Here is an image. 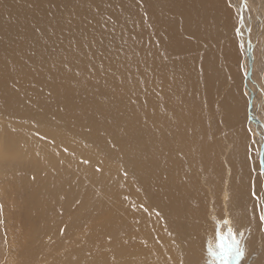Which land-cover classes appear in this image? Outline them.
I'll list each match as a JSON object with an SVG mask.
<instances>
[{"label":"rangeland","instance_id":"obj_1","mask_svg":"<svg viewBox=\"0 0 264 264\" xmlns=\"http://www.w3.org/2000/svg\"><path fill=\"white\" fill-rule=\"evenodd\" d=\"M239 4H242V0H0V101L3 102V97L7 96L6 100L20 102L18 110L10 116L0 108V121L18 120L47 126L57 125L58 119L52 116L31 114L33 112L27 111L38 108V103H35L37 91L51 90L53 96L60 100L64 98L60 96L67 88L70 100L65 104L72 106L76 116L83 118L96 114L97 108L102 113L98 116L105 120L102 124L98 118L92 122L95 132H103L101 142H110L113 139L117 144L123 142L128 145L131 139L146 137L145 134L151 130L153 140L150 154L176 161L180 166L175 167L179 184L183 183L182 187L185 184L189 186V193L185 197V192L180 190L173 195L166 193V199L161 191L153 197L154 207L157 209L163 206L162 203H188L181 207L183 210L189 209L188 227L180 226V230L183 238L189 242L184 246L182 238V244L177 241L173 246L176 254L181 253L178 255L182 264H264V222L261 221L264 216V176L259 165L264 138L262 131L261 134L258 133L259 126L248 115L249 97L244 93L248 61L242 44L244 40L238 34L239 31L242 33V24L239 22L241 11L236 8L240 7ZM244 6L250 23V44L254 43V65L250 81V91H255L252 108L254 115L260 117L264 125V0H244ZM260 7L263 10L260 18L263 26L257 30L260 15L256 10L259 11ZM200 17L217 19L214 22L215 28H212L211 22L209 31L204 32L198 39V31L209 26V23L202 24L204 22ZM139 31L142 32L141 35ZM208 36L215 42L210 43L209 49L211 53L214 52L213 64L215 63L214 67L218 70L220 85L216 86L213 101L209 105L213 109V121H210L211 118L206 119L205 130L201 132L195 112L201 100L197 103L195 99L189 101L191 98H188L200 92L199 84L195 86L193 81L190 88L180 89L187 96L184 103H162L161 107H157L159 103L153 100L157 91L151 90L150 76L153 81L159 70L166 68L170 70V76L163 82L175 83L176 80H181L184 71L179 68V55L176 54L181 51L182 54L186 53L184 50L187 47L190 49V46L196 51H202L205 48L204 37ZM135 42L137 44L133 45ZM227 49L230 57L225 56ZM195 55L205 57L200 52ZM205 55L208 57L209 53ZM54 64H59L56 66L63 67L65 72L52 68ZM213 64L207 63V67ZM38 74L44 75V79L34 77ZM62 75L64 76L60 79ZM81 76L88 77V83H79L77 86L75 84L70 89L67 87L71 81ZM229 95L233 97L231 104ZM139 103L141 104L138 108ZM42 105L53 108L56 103L45 99ZM189 109H192L191 112H188ZM230 111L238 126L236 133L229 130L226 123L225 115ZM113 112L118 113L121 118L126 117L124 124L118 127L120 131L109 135L111 126L107 115ZM192 125H195V130ZM190 142L206 143L205 153L191 146ZM146 154L137 156L136 159L141 160ZM110 156L115 157L114 154ZM240 158L247 159L248 174L242 169ZM130 166L133 168V164ZM2 179L0 264L51 263L56 254L54 246L39 255L37 260L23 263V259L27 257L20 254L21 250L15 241L19 234L18 229H22L24 217L29 212L28 203H21L19 197L13 198L19 191V176L17 180L14 179L15 185L9 184V179L5 177ZM137 181L140 184L139 189L144 190L148 198L154 195L156 186L154 187L152 180L148 183L140 179ZM87 186L91 194L98 193L93 184L87 183ZM177 192H180L179 195ZM21 196L25 200L29 192L24 190L20 193ZM180 199L184 202L179 201ZM248 206L246 209L249 212L245 209ZM192 212H197V215ZM9 214L11 216L8 217ZM11 217L21 222L10 221ZM176 219L181 218L176 216ZM225 219L229 220L228 225L224 224ZM178 222L176 223L179 225ZM88 225L86 223L82 227L81 236L87 234ZM200 227L204 228V232ZM228 227L235 231L243 255L229 256L225 260L219 255L217 245L221 243L220 236L226 238L225 243L232 242V237L227 232ZM209 241L212 248L216 246L211 250L214 255L211 263L207 259L209 252L205 255ZM11 244L18 249L10 246ZM166 263L168 264V260ZM170 264H174V260Z\"/></svg>","mask_w":264,"mask_h":264},{"label":"bare ground","instance_id":"obj_2","mask_svg":"<svg viewBox=\"0 0 264 264\" xmlns=\"http://www.w3.org/2000/svg\"><path fill=\"white\" fill-rule=\"evenodd\" d=\"M242 2V4H239L240 7H236L237 11H241L240 14L242 15L240 23L242 24V33L239 31L238 34L240 38L244 40L242 44L244 50H246V41L250 39V23L246 15L247 12H245L247 10L244 6V0H242ZM256 11L260 15L258 17L259 20H257V30H259V28L263 26V23L260 21L263 10H261L260 7L259 11ZM216 19V17H211L209 20L200 17V20L204 22L202 24L209 23V26H205L201 31H198V39L204 32L209 31L211 22L213 26L215 25L214 22ZM213 26L212 28H215V26ZM139 33L140 35L142 34L141 31H139ZM247 33L249 36L248 39L246 37ZM204 43L205 48L202 49V51H196L190 46V49L187 47V49L184 50L186 53L183 52L182 54L181 51L180 54H176L179 55L177 58L179 68L184 71V76L181 80L178 79L175 83L163 82L164 79L166 80V78L170 76V70L166 68H161L158 74L153 77V81L152 76H150L151 90L153 89V92L157 91L153 99L159 103L157 107H161L162 103L167 105L173 103L180 105L184 103L187 96L185 92L180 89L190 88L193 81H195V86L199 84L200 92L188 96V98H191L189 101L195 99L197 103L201 100V103H199L195 111L198 127L201 132L205 130L204 122L206 119L211 118L210 121H213V109L210 108L209 105L213 101L214 91L220 82L218 70L214 67L215 63L213 64L214 52L212 51L211 53L209 49L210 43L215 44V42L208 36L204 37ZM136 44L135 42L133 45ZM253 44L250 46L251 58L253 57ZM161 47H164V42L161 43ZM206 51L209 53L208 57L205 55L207 54ZM195 52H200V54L203 53L205 57H202L203 55H199L198 57L195 55ZM226 52L229 54L225 56L230 57L228 49ZM194 56H197L195 60H193ZM245 56L247 57L246 54ZM251 60L252 65H254L253 58ZM207 63L213 65L208 68ZM56 65L59 64H54L51 67L64 71L63 67H57ZM246 70H248V62H246ZM178 75L182 77L181 74ZM63 76L64 75H62L60 79H62ZM34 77L39 78V80L44 79V75L40 74ZM158 79H160L161 82L158 81ZM74 80L75 81H71L68 84L67 87L69 89L75 84L77 86L79 83H88V77L86 76H81ZM157 82L160 84L157 85ZM244 84V93L249 97V92L252 90L251 82L250 80L247 82L244 80ZM159 90H161L162 93ZM254 92L255 91H253V93ZM69 95L70 94L67 93V88L60 96V98H64L60 100L53 96L51 90L37 91V102L35 103H38V108L27 111L33 112L31 114L41 113L45 116H52L58 119L57 125L53 124L47 126L38 122H21L18 120L0 121V179L5 177L9 179V184L15 185V180H17L19 176V191H15L17 194L14 196L12 194V196L15 199L19 197L21 203H28L29 209L21 225L22 229H18L19 234L15 241L17 247L21 250L20 254L23 257H27L23 259V263L37 260L39 255L50 246H54L56 247L54 251L56 252V254H54L55 259L52 260L51 263L46 264H167V260L168 264L173 262V260L174 264H182V261H180L181 258L178 255L181 253L176 254V250L173 246L178 243L177 241H182L183 232L180 230V226H185V228L188 227L187 224L190 220L189 209L183 210L181 208L183 204L187 206L188 203H162L163 206H161L160 209L154 207L153 203V197L157 196L160 191L165 199L166 193L173 195L177 190L185 192L184 197L186 193H189V186L185 184L182 187L183 183L179 184V180H177V176L175 175V167L180 168V166L175 163L176 161L164 157L159 158L160 155L150 154L151 140H153V133L151 134V130L147 132L148 137L146 133V137L142 136L140 137L141 139H131L128 145L123 142L117 144L115 141H112L113 139L110 142H101L103 137H101V135L103 132H95L92 122L102 113H100L97 108L96 114L79 118L75 115L72 106H66L65 104L70 100ZM179 97H181V100L178 101ZM6 98L7 96L3 97V102L0 101V103H3V105H0V108L7 112L6 115L10 116L12 112L18 110L20 102L13 99L6 100ZM45 99L55 102L57 106L55 105L53 108L43 106L42 101ZM228 99L231 104L233 97L229 95ZM140 104L141 103L137 105L138 108ZM237 105L236 103V109L238 108ZM56 107H58L57 110ZM142 108L144 107L142 106ZM161 110H163V108ZM191 110L192 109H189L188 112H191ZM136 113H133V115L136 116ZM250 115L260 121V117L257 118L254 115L253 108ZM125 117L121 118L118 113L114 112L113 114L108 113L107 120L110 121L111 126V130L108 132L109 135H111V133L117 134L120 131L118 127L124 124ZM225 117L229 130L236 133L238 126L232 112L230 111L229 114L227 113ZM99 121L100 124H102L105 120L100 119ZM42 123L45 122L43 121ZM192 126L195 130V125ZM257 129L259 133L261 128L258 127ZM97 130L101 131L99 129ZM229 144H232V142ZM137 145L139 146L136 148ZM190 145H193L196 149L198 148L201 153H205L206 143L195 144L190 142ZM129 147L136 149H131ZM263 151L264 150H262V154ZM111 154H114L115 157L112 158L110 156ZM145 154V158L141 160L136 159L137 156ZM240 159L242 169H245L244 171L248 174L249 165L246 161L247 159ZM262 163L264 164V158L262 159ZM132 164L133 168L130 166ZM261 172L264 176V172L262 170ZM137 175L139 176L137 177ZM139 179L147 183L152 180L154 187L156 186L154 195L151 197L149 196L150 198H148L144 190L139 189L140 184L137 181ZM87 183L93 184L97 188L98 193L96 195L88 191L89 185L87 186ZM24 190L29 192V196L25 200H23L22 196L20 197V193ZM177 193L179 195L180 192ZM4 196L6 197V195ZM181 200L184 202L183 199L179 201ZM246 208H249V206L245 207V209ZM194 214L197 215V212ZM9 216L11 215L9 214L8 217ZM176 216L181 219H176ZM207 217H209V215ZM5 219L8 218L6 217ZM10 219V221L21 222L14 217ZM10 221L8 222L10 223ZM177 221H179V225L176 223ZM9 223H7V225H9ZM86 223L89 224L87 226V234L81 236V229ZM17 227H20L19 224H17ZM200 228L202 229V227ZM187 230L189 229L187 228ZM202 230L204 232V228ZM18 231L16 230L17 233ZM183 239L185 242L184 246H187L189 241L185 240L186 238ZM213 243L215 242L213 241ZM214 245H216V243ZM10 246L15 248L13 244ZM213 248L210 241L207 242L205 255L209 252L207 259L210 263L212 262L211 257L213 253L211 250ZM177 249H179V247ZM198 249L199 248H197V250ZM177 251L179 252L180 250ZM57 252L61 254H57ZM51 255L52 254H50V256Z\"/></svg>","mask_w":264,"mask_h":264},{"label":"snow or ice","instance_id":"obj_3","mask_svg":"<svg viewBox=\"0 0 264 264\" xmlns=\"http://www.w3.org/2000/svg\"><path fill=\"white\" fill-rule=\"evenodd\" d=\"M261 221L264 222V216L261 217ZM224 224L228 225L229 220L225 219ZM227 232H228V235L232 237V242L231 243H225L224 241L226 238L224 236H220L219 239H220L221 243L217 245V250L219 252V255L222 258H224L225 260L229 256H233V255L242 256L243 250L239 246V241L236 237L235 231L233 230L232 227H228Z\"/></svg>","mask_w":264,"mask_h":264},{"label":"water","instance_id":"obj_4","mask_svg":"<svg viewBox=\"0 0 264 264\" xmlns=\"http://www.w3.org/2000/svg\"><path fill=\"white\" fill-rule=\"evenodd\" d=\"M241 17H242V15L240 14V16H239V22L240 23H241ZM246 37L248 39V33L246 34ZM246 43H247L246 44V46H247L246 47V55H247V61H248V70H247V73H246V80L245 81L247 82V80L251 81V73H252V60L251 59L252 58H251V52H250V46H251L250 40L248 39L246 41ZM249 93H250V95H249L248 115L250 117V120H252L254 123H256L261 128V131H262V134H263V138H264V125H263V123L261 121H259L258 119H255V118L251 117V115H250V112H251V109H252V102H253V99H254V94L251 91ZM263 150H264V146H263ZM262 157H263V154H262V151H261L260 156H259V162H260L259 165H260V168L262 169V171L264 172V164L262 163V159H263Z\"/></svg>","mask_w":264,"mask_h":264}]
</instances>
